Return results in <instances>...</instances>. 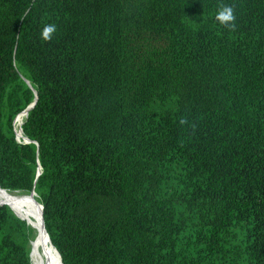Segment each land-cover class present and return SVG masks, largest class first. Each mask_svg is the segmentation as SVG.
<instances>
[{
	"label": "trees",
	"instance_id": "16d2710c",
	"mask_svg": "<svg viewBox=\"0 0 264 264\" xmlns=\"http://www.w3.org/2000/svg\"><path fill=\"white\" fill-rule=\"evenodd\" d=\"M0 188L62 264H264V0H0Z\"/></svg>",
	"mask_w": 264,
	"mask_h": 264
},
{
	"label": "bare ground",
	"instance_id": "6f19581e",
	"mask_svg": "<svg viewBox=\"0 0 264 264\" xmlns=\"http://www.w3.org/2000/svg\"><path fill=\"white\" fill-rule=\"evenodd\" d=\"M26 111L17 119L15 132L24 122ZM18 139V136L16 137ZM20 140V139H18ZM0 203L6 204L16 216L24 220L34 229V238L31 241L30 258L32 264H61L58 254L50 243L44 231L40 203L35 200L34 194H13L0 189Z\"/></svg>",
	"mask_w": 264,
	"mask_h": 264
},
{
	"label": "clouds",
	"instance_id": "9594fccd",
	"mask_svg": "<svg viewBox=\"0 0 264 264\" xmlns=\"http://www.w3.org/2000/svg\"><path fill=\"white\" fill-rule=\"evenodd\" d=\"M216 19L221 23H226L234 20L233 10L231 7H224L221 11L217 13ZM57 31L55 24H46L41 31V39L47 41L52 39L53 34Z\"/></svg>",
	"mask_w": 264,
	"mask_h": 264
},
{
	"label": "water",
	"instance_id": "95a60500",
	"mask_svg": "<svg viewBox=\"0 0 264 264\" xmlns=\"http://www.w3.org/2000/svg\"><path fill=\"white\" fill-rule=\"evenodd\" d=\"M34 106V102L32 103V104H30L24 111H26V117H27V114H28V112H29V110H31V108ZM17 139V138H16ZM17 141H19L18 139H17ZM24 143H30V141L27 139V138H25L24 140ZM40 174V172L38 171V173H37V175H39ZM1 189V188H0ZM1 190H4V189H1ZM4 191H6V190H4ZM31 194H34L35 195V192H34V190H32L31 191ZM0 204H4V203H0ZM6 205V204H5ZM40 207H41V217H42V205H40ZM21 219V218H20ZM42 222H43V219H42ZM43 227H44V224H43ZM44 231H45V233H46V236L48 237V235H47V232H46V230H45V228H44ZM48 239H49V237H48ZM55 249V248H54ZM56 250V249H55ZM56 252H57V250H56ZM57 254H58V252H57ZM58 257H59V260H60V262H61V259H60V256H59V254H58ZM61 264H62V262H61Z\"/></svg>",
	"mask_w": 264,
	"mask_h": 264
},
{
	"label": "rangeland",
	"instance_id": "374dc122",
	"mask_svg": "<svg viewBox=\"0 0 264 264\" xmlns=\"http://www.w3.org/2000/svg\"><path fill=\"white\" fill-rule=\"evenodd\" d=\"M21 115H22V114H21ZM21 115H20V116H21ZM20 116H18L17 119H18ZM16 121H17V120H16ZM16 121H15V123H16ZM15 123H14V127H15ZM18 139H20L19 142H21V143L23 142V143H24L23 138L18 137ZM8 192L13 193V194H28V193H26V192H12V191H8ZM34 197H35V195H34ZM35 200H36V198H35ZM36 201H37V200H36ZM37 202H38V201H37ZM38 203H39V202H38ZM32 240H33V239H32ZM32 240H31V241H32ZM30 245H31V244H30ZM30 251H31V248H30ZM30 260H31V258H30Z\"/></svg>",
	"mask_w": 264,
	"mask_h": 264
}]
</instances>
